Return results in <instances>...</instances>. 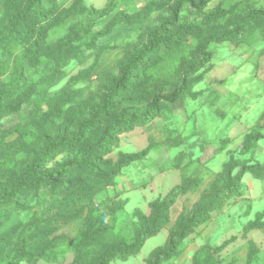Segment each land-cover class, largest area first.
Returning <instances> with one entry per match:
<instances>
[{
    "label": "rangeland",
    "instance_id": "1",
    "mask_svg": "<svg viewBox=\"0 0 264 264\" xmlns=\"http://www.w3.org/2000/svg\"><path fill=\"white\" fill-rule=\"evenodd\" d=\"M174 1L42 3L37 13L45 20L38 31L36 54L29 58L25 45L0 56V106L21 105L17 114L0 121V191L37 158L48 139L71 135L91 119L119 67L162 20L170 19ZM247 1L264 14V0H210L203 12L182 10L170 34L181 35L183 49L162 50L159 62L141 68L128 94L118 95L115 103L119 109H141L154 95L167 94L183 80L187 93L175 104H162L147 124L117 136L116 144L103 156L108 161L103 169L108 176L105 181L72 178L66 192L44 188L30 195L20 210L11 212L0 223V264L14 252L22 230L42 214H46V226L37 229L40 240L33 246V253L41 258L21 264H73L82 232H96L99 226L105 231L97 246L108 250L123 240L128 243L133 239L130 233L147 226L140 215H149L151 202L163 199L178 185L190 189L191 181L199 179V188L176 200L167 224L147 238L138 253L107 263L148 264L152 254L183 225L180 216L188 217L210 184L228 174L225 163L264 164V39L250 49L241 41L217 39L243 22L245 12L238 16L240 12L235 15L228 10L207 20L221 8ZM26 2L0 0V34L25 10ZM77 4L83 5L76 7L81 14L69 16ZM205 21L208 26L203 27ZM180 54L186 56L184 60ZM179 59L182 62L176 63ZM17 79L23 81L22 86L10 90ZM48 98H55L56 105ZM249 135L259 138L253 154L244 150ZM80 151L76 147L58 154L45 169H54ZM142 152L143 157L119 167L126 156ZM239 170H232V179ZM241 185L239 197L214 211L178 244L175 256L161 264H193L194 255L207 245H224L219 264H264V180L247 172Z\"/></svg>",
    "mask_w": 264,
    "mask_h": 264
},
{
    "label": "trees",
    "instance_id": "2",
    "mask_svg": "<svg viewBox=\"0 0 264 264\" xmlns=\"http://www.w3.org/2000/svg\"><path fill=\"white\" fill-rule=\"evenodd\" d=\"M47 0H27L26 8L17 14L15 19L0 34V56L6 57L12 54L20 46H26V55L29 58L36 54L38 49V31L44 24V19L37 13L43 2ZM210 0H175L169 20H162L157 27L149 34L146 42L139 48L133 50L130 57L119 67L117 77L112 84L105 90L99 106L93 111L91 119L85 124H81L71 135H62L54 139H48L37 158L23 171L14 174L11 181L0 191V223L5 222L11 212L20 210L22 203L33 194L38 193L44 188H49L52 193H64L72 183V178L103 182L108 176L104 168L108 161L103 156L109 149L116 144L117 136L124 132L131 131L136 126H142L150 122L160 111L162 104H175L187 93L188 85L183 80L179 85L164 95L156 94L141 109L134 110L129 107L120 108L115 103L118 95H127L133 81L137 79V72L141 68L152 66L159 62L158 54L162 50L171 51L183 49L181 35L173 33L175 24L180 19L182 10L187 9L193 13L203 12ZM229 6V5H228ZM81 4L75 5L68 13L69 16L81 14ZM231 8V9H230ZM224 10L214 16H208L207 20L217 19L225 12H235V15H242L245 12L243 22L230 31L227 36H217V39L241 41L246 43L248 48L260 39H264V14H258L253 2L247 1L245 4L236 3L234 6ZM107 13V12H105ZM229 15V13L227 14ZM141 21V20H140ZM208 21L204 22L203 27L208 26ZM226 21V20H225ZM38 28V30H36ZM253 29L254 34L248 35ZM246 30V31H245ZM35 31V32H34ZM245 32L246 34H244ZM175 39V40H173ZM23 43V44H22ZM183 59L186 56L177 55ZM24 59L19 61L21 68ZM179 59L176 63H181ZM176 67V66H175ZM173 67L172 69H175ZM23 81L17 79L10 84L12 88H19ZM8 92V89L5 91ZM57 96H55L56 98ZM54 98V100H55ZM53 98H48L51 105H56ZM19 103L14 105L0 106V121L8 116L17 114L20 111ZM53 108V106H52ZM115 116H110V112L115 111ZM215 117V116H214ZM103 122L101 123V120ZM216 121V120H215ZM216 123V122H215ZM95 131V134H94ZM89 134V135H88ZM259 139L256 135L246 137L244 150L247 153H254V145ZM76 147H81L80 154L68 157L66 160L56 165L54 169L47 170V162L64 151H74ZM145 152L136 156H126L119 167L126 163L143 157ZM246 160H231L225 163L228 174L223 178L215 179L202 193L199 200L195 203L193 211L188 217L180 216V221H184L178 232L170 235L164 247L157 249L150 257L148 264H161L175 256L178 244L196 228L206 223L212 213L219 210L224 204L233 197L241 194V177L244 173H251L255 178L264 180V164L262 166H246ZM236 167H240L237 178L232 179L230 173ZM118 169V168H117ZM191 188L178 185L174 187L163 199H156L149 204V215H140V220L146 222L144 229L136 228L131 234L133 239L130 242L123 240L115 243L108 250L97 246L100 244L99 235H102L105 228L99 226L96 232L90 230L82 232L83 241L76 246V255L73 264H107L115 257L126 259L133 256L141 249L144 241L155 235L168 222L169 212L173 204L180 196L187 192L197 190L200 180H192ZM45 215L38 217L33 224L27 225L18 237L17 246L9 258L2 264H21L27 261L36 263L41 256L33 253V246L39 242L40 236L37 234L38 228H43ZM224 250V245L215 247L211 245L201 248L193 258V264H219L220 253Z\"/></svg>",
    "mask_w": 264,
    "mask_h": 264
}]
</instances>
